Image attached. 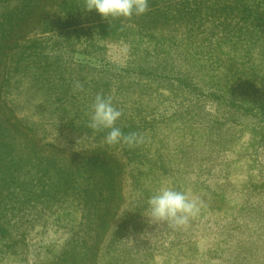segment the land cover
Returning a JSON list of instances; mask_svg holds the SVG:
<instances>
[{"label":"rangeland","instance_id":"rangeland-1","mask_svg":"<svg viewBox=\"0 0 264 264\" xmlns=\"http://www.w3.org/2000/svg\"><path fill=\"white\" fill-rule=\"evenodd\" d=\"M85 6L0 0V264L261 262L264 0ZM97 94L143 143L89 127ZM162 187L203 202L187 227L148 220Z\"/></svg>","mask_w":264,"mask_h":264},{"label":"clouds","instance_id":"clouds-1","mask_svg":"<svg viewBox=\"0 0 264 264\" xmlns=\"http://www.w3.org/2000/svg\"><path fill=\"white\" fill-rule=\"evenodd\" d=\"M149 0H86L85 10H95L108 19L141 16L148 11ZM79 90L80 85H76ZM122 111L114 106L112 99L97 94L90 106L89 127L95 131L107 130L108 144L124 142L130 146L141 144L144 137L136 133L125 135L116 122ZM203 202L199 197L170 187H162L147 200L148 220L167 224L174 228H185L201 211Z\"/></svg>","mask_w":264,"mask_h":264},{"label":"trees","instance_id":"trees-1","mask_svg":"<svg viewBox=\"0 0 264 264\" xmlns=\"http://www.w3.org/2000/svg\"><path fill=\"white\" fill-rule=\"evenodd\" d=\"M14 54H16V55H18L19 56V58L20 57H22L23 55H22V48H20V49H18V51H14ZM25 70V69H24ZM36 79V78H35ZM4 82H6V80H4ZM4 86H6V85H4ZM193 88V86L192 85H190V87H189V89H192ZM263 94H264V92H263ZM264 98V96L262 97V99ZM260 109H262V110H264V106H260L259 107ZM258 113L261 115V110H259L258 109ZM264 120H262V121H260V122H263ZM253 125L254 126H258L259 128L260 127H262V126H260L259 125V123H257V122H255V123H253ZM94 168H97V166H95L94 165ZM264 214V213H263ZM263 214H260V217H264V215ZM257 217H258V215H257ZM259 218V217H258ZM120 229V228H119ZM260 233L261 234H264V228H262L261 229V231H260ZM263 246H264V239H263V241H262V243H261ZM72 246V245H71ZM69 249V248H68ZM248 257V259H249V264H264V257H262V261L261 262H256V255H253V257H252V255H248L247 256ZM247 257H245V258H247Z\"/></svg>","mask_w":264,"mask_h":264}]
</instances>
